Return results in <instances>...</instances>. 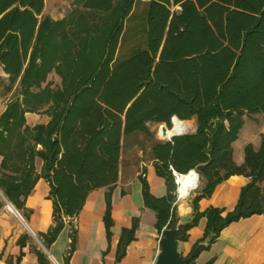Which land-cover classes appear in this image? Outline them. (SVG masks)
Returning <instances> with one entry per match:
<instances>
[{
    "label": "trees",
    "instance_id": "trees-1",
    "mask_svg": "<svg viewBox=\"0 0 264 264\" xmlns=\"http://www.w3.org/2000/svg\"><path fill=\"white\" fill-rule=\"evenodd\" d=\"M137 4L145 6L133 27L141 42L120 59ZM83 6L85 12L55 21L43 15L45 0H0V72L7 75H0V87L14 90L0 117V190L27 217L22 207L37 181L50 184L53 225L39 234L45 247L100 188H108L104 221L111 236L122 141L134 133L152 138L150 124L172 129L177 121L196 120L194 132L151 147L166 195L154 196L141 177L145 206L155 212L160 234L179 223L173 171L195 168L200 174L182 241L202 218L198 243L207 249L231 223L264 215V138L258 148L245 145L242 164L233 148L245 116L264 115V0H83ZM52 73L61 85L48 80ZM26 113L46 114L50 121L29 126ZM37 158L44 161L41 173ZM234 175L250 179L235 208L200 211V200ZM138 224L134 218L123 229L118 261ZM76 232L72 226L69 254ZM38 254L45 264L44 253Z\"/></svg>",
    "mask_w": 264,
    "mask_h": 264
},
{
    "label": "crops",
    "instance_id": "crops-1",
    "mask_svg": "<svg viewBox=\"0 0 264 264\" xmlns=\"http://www.w3.org/2000/svg\"><path fill=\"white\" fill-rule=\"evenodd\" d=\"M80 2L78 13L86 11L83 0ZM47 4L45 0L43 13L47 9ZM74 12L75 10H71L69 14L63 12L58 16L51 15V18L55 21H66L78 14ZM0 75L6 80L7 75L3 71ZM13 93L14 90L6 92L3 87L0 88V117L11 101ZM250 117H245L239 138L233 144L234 160L237 164L244 162L246 144L252 143L258 148L264 138V115L253 114ZM26 121L29 126H35L47 124L50 117L46 114L26 113ZM191 121H194V128L191 131L194 132L196 120ZM128 136L122 141L119 176L112 192L111 236L108 237L104 221L108 188H100L89 193L79 215L73 220H66L56 241L49 249L46 248L39 234L46 233L53 225L54 202L50 198V184L46 179L40 178L24 201L22 212H25L27 217H24L6 198L29 228L9 208L3 197L5 195L0 190V264H40L38 252L44 253L45 264H154L160 251L162 234L155 226V212L143 204L141 185L138 187V181L140 177H145L150 184L151 192L157 197L166 195V181L156 173L151 151L150 159L145 160L143 151L138 150L136 142L129 141L125 144ZM2 159L0 156V164ZM43 164L41 158L36 159L38 173L42 172ZM249 181L250 179L245 176L234 175L221 182L210 197L200 200V211L211 206L222 208L226 212L233 210L238 203L242 187ZM198 190L197 188L192 191L190 197L184 200L178 199L175 191L174 204L179 223L186 225L190 222L193 215L192 201ZM134 218H139L134 240L126 246L124 255L118 261L122 231L132 227ZM72 226L77 231L76 244L73 253L69 254ZM205 226L206 219L202 218L197 226L188 231V240H180L179 250L183 256H189L199 244ZM210 261L211 264H264V215L256 214L225 227L218 239L209 248L199 252L192 264H206Z\"/></svg>",
    "mask_w": 264,
    "mask_h": 264
},
{
    "label": "rangeland",
    "instance_id": "rangeland-1",
    "mask_svg": "<svg viewBox=\"0 0 264 264\" xmlns=\"http://www.w3.org/2000/svg\"><path fill=\"white\" fill-rule=\"evenodd\" d=\"M80 1L81 0H79V1L78 0H47V2H48L47 9L43 13V15H47L50 17H51V15L58 16V15H61L63 12L69 14L71 10H75L74 13H78L77 10H78V6L81 3ZM144 8H145V6H143V4H139V5L137 4L135 16L132 18V20L127 22L126 32H125L124 37H123V44L120 47V51H119L120 59L128 56L131 53V50L135 47V45L138 46V42H141V36H140L141 34L138 31H136V29L133 27L136 23H138V19H137L138 15L141 12L143 13ZM141 9H142V11L139 12ZM48 80L52 81L55 85H61V83H62L61 77L55 73L50 74L48 77ZM0 88L2 89V87H0ZM250 116L251 115H247V118H251ZM161 125L162 124H150L149 125V127L153 133L152 138H149V137H147L141 133H134V134H131L130 137L128 136L126 138L125 144L129 141L136 142L138 144V150L143 151L142 155H143V157L146 158L145 160L150 159L149 153L151 151L150 149H151L152 145L158 140L167 141L165 139H162L159 135V130H160ZM186 125H188V126H186ZM189 125H190V127H189ZM177 126L180 127L179 133L186 132L187 130H188L187 133H189L194 128V121H190V122L189 121H177V123L174 127H177ZM188 127H189V129H188ZM138 153H140V152H138ZM139 185H141L140 194L142 197L143 204L145 206L141 177L139 178V181H138V187H139ZM199 185H200V183H199ZM149 186H150V184H149ZM198 189H199V187H198ZM112 192H113V190H112ZM111 201H112V193H111Z\"/></svg>",
    "mask_w": 264,
    "mask_h": 264
},
{
    "label": "water",
    "instance_id": "water-1",
    "mask_svg": "<svg viewBox=\"0 0 264 264\" xmlns=\"http://www.w3.org/2000/svg\"><path fill=\"white\" fill-rule=\"evenodd\" d=\"M162 126V133L165 134L168 127L166 126V124H162ZM185 133L187 132L173 135L167 141H171L174 137L183 135ZM3 197L7 202L9 208L14 211L20 217L26 227L29 228L16 208L6 199L5 196ZM184 226L185 225L183 223H178L177 226H172L170 228L164 229V231L162 232V237L160 239V251L154 264H192L199 252L205 249L207 243H199L189 256L185 257L182 255L179 250V243L184 234Z\"/></svg>",
    "mask_w": 264,
    "mask_h": 264
},
{
    "label": "clouds",
    "instance_id": "clouds-1",
    "mask_svg": "<svg viewBox=\"0 0 264 264\" xmlns=\"http://www.w3.org/2000/svg\"><path fill=\"white\" fill-rule=\"evenodd\" d=\"M179 175L182 179L177 183L176 196L178 199L184 200L190 197L191 192L198 186L200 174L193 168L187 173H180Z\"/></svg>",
    "mask_w": 264,
    "mask_h": 264
},
{
    "label": "bare ground",
    "instance_id": "bare-ground-1",
    "mask_svg": "<svg viewBox=\"0 0 264 264\" xmlns=\"http://www.w3.org/2000/svg\"><path fill=\"white\" fill-rule=\"evenodd\" d=\"M162 125L160 126V130H159V135H160V137L162 138V139H165V140H168V139H170L173 135H176V134H179V131H180V127H174V128H172V129H168L167 128V130H166V133L165 134H163L162 133ZM180 177V176H179ZM180 179H182L181 177H180ZM185 186H187V185H185Z\"/></svg>",
    "mask_w": 264,
    "mask_h": 264
},
{
    "label": "built area",
    "instance_id": "built-area-1",
    "mask_svg": "<svg viewBox=\"0 0 264 264\" xmlns=\"http://www.w3.org/2000/svg\"><path fill=\"white\" fill-rule=\"evenodd\" d=\"M173 173H174V175H175V179H176V183H178V181L180 180V173H177L176 171H173ZM199 180H200V178H199ZM199 187V183H198V186L195 188V189H197Z\"/></svg>",
    "mask_w": 264,
    "mask_h": 264
}]
</instances>
